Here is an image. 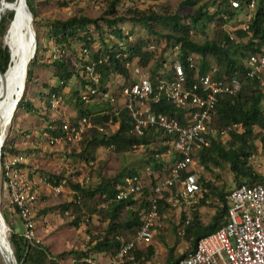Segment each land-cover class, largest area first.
<instances>
[{
    "label": "trees",
    "instance_id": "1",
    "mask_svg": "<svg viewBox=\"0 0 264 264\" xmlns=\"http://www.w3.org/2000/svg\"><path fill=\"white\" fill-rule=\"evenodd\" d=\"M118 1L109 0L104 12L96 17L77 13L65 18L54 17L45 22L47 37L50 39V41L48 40L49 42L62 49V47H71L72 41H79L81 45L87 47L90 60L100 58V61L97 62V67L100 71V80L103 81L110 72L126 75L127 69L123 63L126 60L132 61L134 58H137L136 61L143 65L151 59V66H149L151 75L159 71L167 78H172L171 70H164L162 64L164 62V51L172 47L173 44L177 45L175 56L180 62L186 80L194 72L193 68L188 66V61L186 60V56L191 53L196 55L194 63L198 73H204L211 65H214L217 76H228L233 72L242 73L245 66V57L264 48V9L262 7V0H257L254 7L250 9L246 7L245 0H238L237 6H232L227 0H203L201 2L199 0H181L179 6H189L191 10L178 13L177 11L157 12L152 9L127 7L123 14H116L115 5ZM25 4L31 14L33 26H37V23L35 24L36 13L33 9V0H25ZM242 12L247 14L246 26L234 29V36H230L226 30H218L216 36L211 38L204 37L201 41H197L191 36V29L196 26L204 31L207 23L215 22L219 26L225 21L235 18ZM103 14H107V16H103ZM12 16V11H7L1 15L0 36L5 34ZM125 21L140 23L146 30L145 35L134 36L133 39H128L127 35L131 32H122L119 25V23ZM90 28H93L100 38V46L94 50L91 49L93 36ZM36 31L35 51L26 65L24 85L31 80L32 66L38 62L36 57L40 46ZM113 35L121 43L112 41ZM153 43L160 45L156 55H154L155 51L152 49L153 47H150ZM43 47H46V45ZM8 63L9 50L6 45L2 44L0 39V71L6 70ZM49 63L52 66L53 75L57 78V82L54 85L44 83V85L48 86L47 91L43 93L48 105L50 93L59 95L61 89L68 85L70 78L74 75L77 79L78 88H74L70 92L72 106L75 110V114L70 120L75 121L82 115H90L94 122L100 124H103L108 118L111 121H117L116 127L108 133L91 128L89 134L81 137L80 147L76 152L77 156L85 160H88V158L92 159L94 148L98 146L110 147L113 151L122 154L124 151H128L137 145L146 146L154 140L160 139L155 148L149 149L150 154L144 159V162L147 164L151 162V167L153 168L161 167L163 162L159 160V154L165 151L167 145L161 141L164 139V135L161 138L157 137L159 133L161 134L160 130L150 127L143 129L141 133H132L129 130L131 118L125 108H119L117 114H113V112L109 111L110 106H96L92 102L84 103L79 100V89L86 87L87 81L79 71H75L70 67L62 54L52 58ZM263 94L264 89L261 88L258 80L247 78L234 95L221 96L215 106V125L219 127L229 122H238L241 125V129L239 131H230L224 142L217 135L209 136L206 143L194 155L204 166L208 162L212 164H219L221 161L226 162L232 172L235 184L240 182L251 184L264 181L262 175L247 163V157L254 150L253 140L256 134L253 130L255 126L260 131L259 141L264 149V113L260 104ZM18 106L23 107L27 111L34 109L31 102L23 97H19L16 102L15 107ZM151 107L155 111L166 113H174L176 111L173 104L164 98L151 103ZM59 122L57 121V123ZM45 130L50 135H56L59 132L58 128L52 129L47 126ZM5 140L6 138L4 137L1 149L6 148L11 153H14L16 150L14 146L5 145ZM174 157L175 155L172 153L170 160L172 161ZM166 172H168V166ZM136 173V169L122 166L120 170H117L110 176H101L93 186H81L78 183L71 184V187L75 190L73 196L78 194L82 198H92L97 203L108 202L106 208L103 209L108 215L106 227L100 235L91 237L90 249L113 254L118 245V240L115 238L116 232L118 230L132 232L138 226L137 208H128L126 215L119 217L121 208L134 202L132 196L130 195L120 200L112 199L116 185L122 183L124 176ZM187 173H191V171L188 169L181 170L180 176H184ZM59 177L55 176L53 180L51 177H48V179L53 184H56ZM196 180L198 181V179ZM154 182L155 178L148 186L141 188L144 195L140 199V206L146 205L147 197L152 192ZM200 182L207 189V191L204 190L206 191L204 195H207L208 192L211 193L216 198L217 203L213 204L214 210L206 223L201 222L195 209L191 210V218L183 228V236L189 240V247H193L200 235L214 230L225 219L229 190L224 191L222 187H217L208 181L201 180ZM72 206L78 210V206L72 200L62 202L54 207L63 211L68 207L72 208ZM168 206L162 198L158 199V213ZM50 207L52 206H48L45 209ZM182 219L184 220L183 216ZM76 221L77 218H74L73 223ZM8 238L15 258L17 260L23 258L21 264H57L56 260L49 256L45 248L39 243L35 242L31 244L20 234L14 232L10 233ZM137 251L133 250L134 259L137 258ZM184 252L176 257H171L170 254L167 255L166 264H175ZM85 254V251L77 252L79 257ZM73 264L86 263L76 261ZM121 264L127 263L122 262Z\"/></svg>",
    "mask_w": 264,
    "mask_h": 264
},
{
    "label": "rangeland",
    "instance_id": "2",
    "mask_svg": "<svg viewBox=\"0 0 264 264\" xmlns=\"http://www.w3.org/2000/svg\"><path fill=\"white\" fill-rule=\"evenodd\" d=\"M12 1L0 0V16L7 11L13 12V10L6 9L5 7L6 3ZM108 1L33 0V9L36 13L35 24L37 23V26H33L32 21L31 24L34 32L37 30L36 32L38 33L37 40L40 46L36 57L38 62L32 66V78L29 82L25 83L20 97L30 101L34 109L27 111L21 106L16 107L8 122L6 132H4V137L6 138L5 145L9 144L14 146L16 150L13 154H22L24 156V167L30 173L34 174L35 177H40L39 182L42 183L43 187L37 191V199L34 206L35 238L37 243L45 248L47 254L56 260L57 264H73L76 261L92 264L85 258H90L93 264H108L112 256L108 252H97L89 248L92 242L91 237L100 235L105 227L106 218L102 215L104 209L102 202L97 203L92 198H82L78 194L73 196L75 190H73L71 184L78 183L81 186H92L98 182L101 176H110L117 170H120L122 166H126L136 169V171L138 169L146 170L151 178L149 183L145 185L148 186L154 178L155 181L161 180L167 175L166 169L171 158L170 156H159V160L163 162L159 168L151 167V162L149 164L144 162V159L150 154L149 149L155 148L160 142V139H156L146 146L137 145L128 151H124L122 154L113 151L110 147L98 146L94 148L93 158H88V160L76 155L80 147V141L77 144H70L68 141H62L61 139L49 142V133L45 130L46 124L51 121L57 125V121L71 119L75 114L70 92L72 89L78 88V83L76 76L73 75L68 85L61 89V93L58 95L59 101L56 106L52 107L50 102L49 105L47 104L43 93L47 91L48 86L44 85V83L54 85L57 82V78L53 75L52 66L49 63L52 58L49 56L48 44L51 42H49L50 39L47 37V26L45 22L54 17L65 18L77 13L89 17H96L104 12ZM180 1L119 0L115 5V9L116 14H123L127 7L152 9L157 12L177 11L178 13L191 10L189 6H179ZM201 1L203 0H199V2ZM103 16H107V14H103ZM246 19L247 14L242 12L235 18H231L219 26L215 22H209L204 28V31L196 26L191 29V36L197 41H201L204 37L211 38L216 36L218 30H226L230 36H234L233 30L242 27ZM119 25L122 32H131L129 34L132 39L134 36H144L146 33V30L138 22L125 21L119 23ZM91 31L93 36L91 49L94 50L100 46V38L94 29ZM0 39L2 44L8 48L7 44L3 41V34L0 36ZM116 39L113 35L111 40L116 41ZM45 45L46 47H43ZM70 46L62 47V49L58 47L59 52L68 61L72 69L80 71L77 56L82 45L79 41H72ZM151 46L155 51L154 55H156L160 45L153 43ZM174 54L175 49L173 47H169L168 50L164 51V62L162 64L164 70L170 69ZM136 60L137 58H134L130 63L139 64ZM151 62L152 60L150 59L144 65H139L150 73L149 66H151ZM105 82L109 85L111 92L116 95L121 82L118 74L116 72L108 73ZM261 88L264 89V86ZM92 103L96 106L107 107L109 105L112 109H118L116 104L110 105L104 101L98 100ZM260 104H264V94ZM115 127V123H110V125L106 123L104 131L108 133ZM90 130L91 128L87 129L82 137L89 134ZM253 131L256 134L253 140L254 150L247 157V163L256 172L261 174L264 180V149L259 141L260 131H258L256 126ZM162 135V133H159L157 137L161 138ZM211 136H214V134ZM226 138L224 136L219 139L224 142ZM136 165L137 167L135 168ZM145 165H148L149 168H146ZM188 170L194 174L198 182L201 180L208 181L217 187H222L224 191L229 190L235 185L232 172L228 164L223 161L219 164L208 162L204 166L194 157ZM55 176H60L57 182L61 187L59 192L53 191V183L48 179V177H51L53 180ZM41 177L44 179H41ZM199 185L201 190L194 198V201L186 204L175 198L174 205L168 204L169 206L167 208L158 213V217L153 224L151 237L145 242L136 244L138 246L135 249L138 250L137 258L132 261H125L127 264H166L167 255L170 254L171 257H176L189 247V240L184 238L183 232L181 234L177 232L180 227L184 228L185 225L182 216L184 219L188 218L189 220L191 218V210L195 209L198 218L202 220L201 222L206 223L214 210L213 204L217 203L216 198L211 193L208 192L207 195H204L207 189L201 185V182ZM175 187L176 185H173L171 191ZM142 195H144L142 190L132 195L135 198V202L130 206L131 208L138 207ZM69 200L75 202L78 210L73 206L63 211L54 207ZM48 206L52 207L45 209ZM43 209H45L44 212H42ZM0 212L5 224L9 228V233H21L23 231V225L16 213L8 209V199L6 192L3 190L1 176ZM122 215L123 212L119 217H122ZM74 218H77L75 223H73ZM118 233H121L123 236H128L132 232L118 230L116 234ZM79 251H85L86 254L79 257L77 255Z\"/></svg>",
    "mask_w": 264,
    "mask_h": 264
},
{
    "label": "built area",
    "instance_id": "3",
    "mask_svg": "<svg viewBox=\"0 0 264 264\" xmlns=\"http://www.w3.org/2000/svg\"><path fill=\"white\" fill-rule=\"evenodd\" d=\"M227 1L232 6L238 5V0ZM256 2L257 0H245L248 9L254 7ZM262 7L264 9V0ZM245 26L246 24L242 28ZM102 27L105 28L104 25ZM127 38L131 39V35L128 34ZM116 41L121 43L118 39ZM48 47L51 58L61 55L58 46L49 43ZM172 47L176 50L177 45L173 44ZM173 56L170 65L173 77L170 79L159 71L151 75L139 64L126 60L123 63L127 69L126 75L117 73L121 82L116 95L105 82L108 76L104 81L100 80L97 67L100 58L90 60L88 49L83 45L77 56L79 72L87 81L86 87L79 89V100L84 103L99 100L110 105L116 104L118 109L125 108L131 118L129 130L132 133L138 134L150 127L160 130L165 136L161 141L167 145L164 152L175 155L168 165L167 175L154 182L146 205L137 209L138 226L128 236L115 234L118 245L108 264H121L134 259L133 250L137 248L136 244L147 241L152 235L153 224L158 217L159 198L169 205L175 204V198L186 204L194 201L201 190L200 185L192 173L180 176V171L188 169L194 155L209 136L214 134L218 138L227 137L230 131L241 129L238 122H229L219 127L215 125V106L218 99L223 95H234L247 78H255L261 87L264 86V48L245 57L242 73L233 72L228 76H217L214 65L204 73H198L194 63L196 55L191 53L186 56V60L194 72L188 80L178 58L175 54ZM160 98L170 101L177 112L155 111L151 103ZM58 101V95L50 93V105L54 107ZM261 107L264 113V104ZM118 109L109 107L113 114H117ZM106 123L117 125V121H111L110 118L103 124L96 123L90 115H82L75 121L61 120L57 125L50 121L46 126L58 128L59 132L56 135L48 134L49 142L61 139L77 144L87 129L96 128L107 133L104 131ZM23 160L22 154H13L0 146V176L8 199V209L16 213L23 225V231L18 234L33 244L37 242L34 206L40 177L36 178L30 173L24 167ZM173 185L176 187L171 191ZM143 186L138 174L126 175L122 183L116 185L112 199L120 200L132 196L139 193ZM52 189L59 192L61 187L57 183L53 184ZM187 222L188 218H185L184 224ZM177 232L181 234L183 228L180 227ZM9 234V228L0 212V264H21L23 258H15ZM85 259L93 264L90 258ZM175 264H264V181L251 184L240 182L232 186L227 194L224 221L214 230L200 235L193 247H187Z\"/></svg>",
    "mask_w": 264,
    "mask_h": 264
},
{
    "label": "bare ground",
    "instance_id": "4",
    "mask_svg": "<svg viewBox=\"0 0 264 264\" xmlns=\"http://www.w3.org/2000/svg\"><path fill=\"white\" fill-rule=\"evenodd\" d=\"M13 10L4 37L10 52L8 67L0 73V143L11 119L16 102L24 90V77L28 60L32 57L31 15L25 0H13L5 4ZM1 13V12H0Z\"/></svg>",
    "mask_w": 264,
    "mask_h": 264
},
{
    "label": "crops",
    "instance_id": "5",
    "mask_svg": "<svg viewBox=\"0 0 264 264\" xmlns=\"http://www.w3.org/2000/svg\"><path fill=\"white\" fill-rule=\"evenodd\" d=\"M241 14V13H240ZM159 156L160 157H162V156H172V153H170V152H163V153H161V154H159ZM171 161V160H170ZM171 163V162H170ZM169 163V164H170ZM168 164V165H169ZM137 167V165L135 166V168ZM145 167L146 168H149V166L148 165H145ZM144 167V168H145ZM128 168V167H127ZM129 168H131V167H129ZM139 172V173H138ZM192 173V172H191ZM137 174L139 175V177H140V179L142 180V184L145 186L146 184H148L149 183V181H150V176H149V174H148V172L146 171V170H143V169H138V171H137ZM193 174V173H192ZM194 175V174H193ZM143 176H144V178H143ZM148 177H149V179H148ZM197 179V178H196ZM198 182V181H197ZM199 183V182H198ZM93 186V185H92ZM38 188H37V190L40 188H42L43 187V185H42V183H39L38 184V186H37ZM45 187V186H44ZM46 188V187H45ZM137 197V196H136ZM133 198V197H132ZM133 199H135V198H133ZM137 200H138V198H137ZM105 202V203H104ZM104 202H102V205H103V208H106V206L108 205V202H106V201H104ZM135 202V201H134ZM134 202L132 203V204H134ZM132 204H130V205H125L124 207H122L121 208V211H120V214L123 212V215L122 216H124V215H126V211H127V209L128 208H131L130 206L132 205ZM139 207H141L140 206V204H138V207H137V209L139 208ZM134 209V208H133ZM119 214V215H120ZM102 215H104L105 216V218H106V223H107V219H108V215H107V213H105L104 211L102 212ZM187 216V215H186ZM202 221V220H201ZM106 223H105V227H106ZM203 223V222H202ZM104 227V228H105ZM137 248H138V246H137ZM98 252V251H97ZM99 252H102V251H99Z\"/></svg>",
    "mask_w": 264,
    "mask_h": 264
},
{
    "label": "water",
    "instance_id": "6",
    "mask_svg": "<svg viewBox=\"0 0 264 264\" xmlns=\"http://www.w3.org/2000/svg\"><path fill=\"white\" fill-rule=\"evenodd\" d=\"M29 11V10H28ZM30 13V12H29ZM31 15V14H30ZM0 18H1V16H0ZM32 54H31V56L34 54V51H35V32H34V30L32 31ZM4 41V40H3ZM9 50V49H8ZM9 60H10V52H9ZM8 66V65H7ZM7 66H6V68H7ZM5 68V69H6ZM5 71V70H4ZM4 71H0V73L2 74ZM26 73V72H25ZM3 140V139H2ZM0 146H1V143H0Z\"/></svg>",
    "mask_w": 264,
    "mask_h": 264
}]
</instances>
